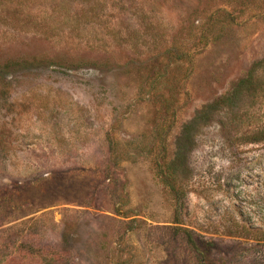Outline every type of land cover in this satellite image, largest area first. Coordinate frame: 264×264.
Here are the masks:
<instances>
[{"label":"rangeland","instance_id":"rangeland-1","mask_svg":"<svg viewBox=\"0 0 264 264\" xmlns=\"http://www.w3.org/2000/svg\"><path fill=\"white\" fill-rule=\"evenodd\" d=\"M261 126L264 0H0V264H264Z\"/></svg>","mask_w":264,"mask_h":264},{"label":"trees","instance_id":"trees-1","mask_svg":"<svg viewBox=\"0 0 264 264\" xmlns=\"http://www.w3.org/2000/svg\"><path fill=\"white\" fill-rule=\"evenodd\" d=\"M194 120H195V117L190 122L192 123ZM184 128H187V124L184 126ZM245 136L247 137V138H244L245 142H250V143L260 142L262 139H264V126L259 127L258 129L252 131L251 133L246 134ZM176 152H177L176 153V158H177L178 156L177 154L180 152V149L178 148Z\"/></svg>","mask_w":264,"mask_h":264}]
</instances>
